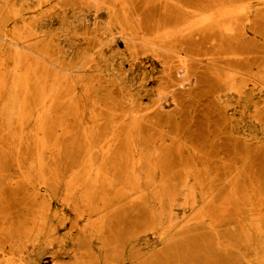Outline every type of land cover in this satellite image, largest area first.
<instances>
[{
  "label": "rangeland",
  "instance_id": "rangeland-1",
  "mask_svg": "<svg viewBox=\"0 0 264 264\" xmlns=\"http://www.w3.org/2000/svg\"><path fill=\"white\" fill-rule=\"evenodd\" d=\"M263 208L264 0H0V264H264Z\"/></svg>",
  "mask_w": 264,
  "mask_h": 264
},
{
  "label": "bare ground",
  "instance_id": "bare-ground-1",
  "mask_svg": "<svg viewBox=\"0 0 264 264\" xmlns=\"http://www.w3.org/2000/svg\"><path fill=\"white\" fill-rule=\"evenodd\" d=\"M16 1V0H15ZM75 10V9H74ZM231 10V9H230ZM224 11V10H223ZM228 11H229V9H228ZM221 12V11H220ZM219 12V13H220ZM218 13V14H219ZM214 14V13H213ZM102 15V14H101ZM216 15H217V13H216ZM69 20V19H68ZM104 23V22H103ZM202 23V22H201ZM90 25V24H89ZM90 27V26H89ZM106 27V26H105ZM136 27H138V26H136ZM184 27V26H183ZM133 29V28H132ZM142 29V28H141ZM225 29V28H224ZM228 30V29H227ZM136 31V30H135ZM143 31V30H142ZM224 31V30H223ZM141 32V31H140ZM86 34V33H85ZM47 35V34H46ZM212 36V35H211ZM217 37V36H216ZM209 38V37H208ZM215 38V37H214ZM50 40V39H49ZM202 40H203V38H202ZM196 42V41H195ZM202 42V41H201ZM202 44V43H201ZM159 48H160V46H158ZM206 47V46H205ZM163 48V47H162ZM198 49V48H197ZM166 50V49H165ZM207 50H209V49H207ZM206 50V51H207ZM167 51V50H166ZM170 51V50H169ZM204 51V50H203ZM79 52V51H78ZM214 54H216V53H214ZM220 54V53H219ZM209 55V54H208ZM205 56H207L206 54H205ZM209 56H211V54L209 55ZM209 56H208V59H209ZM253 56V55H252ZM261 56V55H260ZM220 58V57H219ZM91 59V58H90ZM221 59V58H220ZM201 60V59H200ZM230 60V59H229ZM204 61V60H203ZM202 61V63H205V62H203ZM209 61V60H208ZM211 61H213V59L211 60ZM223 61V60H222ZM199 62V61H198ZM228 62V61H227ZM226 62V63H227ZM225 63V64H226ZM233 64V62L232 61H230V64ZM208 64V63H207ZM223 64V63H222ZM221 64V65H222ZM208 65H210V63L208 64ZM221 65H220V67H221ZM227 65V64H226ZM203 66V65H202ZM219 66V65H218ZM222 66H224V65H222ZM109 67V66H108ZM210 68H211V66H210ZM218 68V67H217ZM237 67L235 66L234 68L233 67H230V66H227V74H226V78H227V89H228V91H233V90H235V91H237V90H239V89H241L242 87V84L243 83H241V80H240V84L239 83H236V80L238 79L237 77V79H235L234 78V74H239V71H238V69H236ZM223 69V68H222ZM239 69H240V71H241V68L239 67ZM77 70V69H76ZM215 70H216V68H215ZM219 70V69H218ZM221 70V69H220ZM73 71V70H72ZM103 71V70H102ZM214 71V70H213ZM225 71V70H224ZM82 72V71H81ZM243 72V71H242ZM80 73V72H79ZM217 73V72H216ZM211 74H212V72H211ZM223 74V73H222ZM218 75V74H217ZM240 75V74H239ZM246 75V74H245ZM244 75V76H245ZM112 76V75H111ZM214 76V75H213ZM248 77V76H247ZM225 78V79H226ZM171 79V78H170ZM223 79V78H222ZM172 80V79H171ZM170 80V81H171ZM217 80V79H216ZM224 80V79H223ZM238 82V81H237ZM243 82V81H242ZM171 85H172V83H171ZM241 85V86H240ZM241 88H240V87ZM216 87V86H215ZM140 88V87H139ZM244 88V87H243ZM225 89V88H224ZM137 90H139V89H137ZM166 90V89H165ZM243 90V89H242ZM240 92V91H239ZM137 93V92H136ZM139 93V92H138ZM137 93V94H138ZM169 94V93H168ZM171 94V93H170ZM169 94V95H170ZM141 95V94H140ZM154 97L156 98L157 97V99H158V102H161V103H163V101L164 102H167V103H169V104H171V100L168 98L169 96L166 94V91H163L161 88H157V89H155L154 90ZM251 96V95H250ZM250 96H248V97H250ZM137 98H138V96H137ZM170 98H173V96L172 97H170ZM211 100V99H210ZM177 104V103H176ZM162 106L163 105H165L164 103L163 104H161ZM160 105V106H161ZM183 105V104H182ZM161 106V107H162ZM170 107H171V105H169ZM168 106V109H170V110H174V112H175V114L177 115V110H175V108H173V109H171L170 107ZM173 106V105H172ZM178 108V107H177ZM198 110V109H197ZM200 110V109H199ZM204 110V109H203ZM203 112V111H202ZM171 113H172V111H171ZM170 113V114H171ZM198 114V113H197ZM232 114V113H231ZM175 115V116H176ZM127 116V115H126ZM62 128V127H61ZM261 138V137H260ZM110 139V138H109ZM253 144V143H252ZM257 146V145H256ZM224 185V184H223ZM243 194V193H242ZM213 196V195H212ZM208 200V199H207ZM263 200V199H262ZM219 201V200H218ZM221 201V200H220ZM224 200H222V202H223ZM218 203V202H217ZM221 203V202H220ZM219 203V204H220ZM216 204V203H215ZM236 204V203H235ZM238 204V203H237ZM221 205V204H220ZM219 206V205H218ZM223 207V206H222ZM239 208V207H238ZM264 209V208H263ZM254 211V210H253ZM260 214V213H259ZM229 216V215H228ZM237 219V218H236ZM209 227V226H208ZM222 227V226H221ZM231 227V226H230ZM237 229V228H236ZM211 230V229H210ZM237 231V230H236ZM200 232V231H199ZM165 233V232H164ZM202 233V232H201ZM140 259V258H139ZM133 262V261H132Z\"/></svg>",
  "mask_w": 264,
  "mask_h": 264
}]
</instances>
